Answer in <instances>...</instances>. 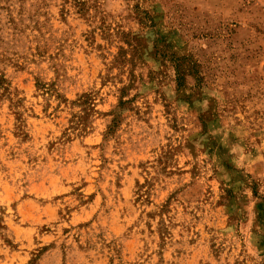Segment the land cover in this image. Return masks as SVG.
Segmentation results:
<instances>
[{"label": "rangeland", "instance_id": "rangeland-1", "mask_svg": "<svg viewBox=\"0 0 264 264\" xmlns=\"http://www.w3.org/2000/svg\"><path fill=\"white\" fill-rule=\"evenodd\" d=\"M0 264H264V0H0Z\"/></svg>", "mask_w": 264, "mask_h": 264}]
</instances>
